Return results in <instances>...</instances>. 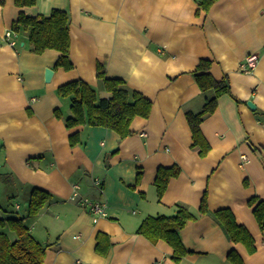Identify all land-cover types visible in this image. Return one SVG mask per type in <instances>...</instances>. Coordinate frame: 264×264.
Masks as SVG:
<instances>
[{"label":"crops","instance_id":"0c3cea01","mask_svg":"<svg viewBox=\"0 0 264 264\" xmlns=\"http://www.w3.org/2000/svg\"><path fill=\"white\" fill-rule=\"evenodd\" d=\"M199 2L35 0L18 6L0 0V218L26 217L36 241L48 245L42 264H230L231 248L244 264H264V230L248 204L251 197L264 201V0H216L207 11ZM53 9L69 16L70 70L53 67L59 52L36 54L28 31L11 29L20 11L47 16ZM6 31L14 44L4 39ZM248 55L258 60L247 71ZM206 59L214 79L227 78L229 92L201 121L209 150L200 156L185 114L200 111L212 94L202 92L194 76ZM97 63L107 77L153 102L124 138L102 126L64 124L69 105L56 93L60 84L80 78L100 97L109 95ZM46 68L53 71L48 82ZM73 132L80 134L74 147ZM173 164L180 172L158 198L156 170ZM74 185L78 195L71 199ZM35 187L51 197L28 217ZM205 192L209 211L201 213ZM81 199L104 202L105 214L93 221ZM176 204L195 215L178 230L187 251L179 262L166 241L136 232L146 216L172 215ZM221 208L251 233L254 252L228 240L211 215Z\"/></svg>","mask_w":264,"mask_h":264},{"label":"trees","instance_id":"16d2710c","mask_svg":"<svg viewBox=\"0 0 264 264\" xmlns=\"http://www.w3.org/2000/svg\"><path fill=\"white\" fill-rule=\"evenodd\" d=\"M216 0H200L199 7L207 11ZM18 6H31L35 0H15ZM17 19L12 23L11 29L18 32L21 29L28 31L30 50L36 54L47 49H54L59 56L54 62V68L70 70L73 63L70 59L69 16L62 9H53L47 16H30L25 12H18ZM211 62L200 60L194 71L198 87L202 92H211L205 99L200 111H188L186 119L192 134V146L198 148V155L204 156L209 150V143L203 136L200 127L201 121L212 113L217 105V98L229 92V83L226 77L216 80L209 73ZM96 76L101 81L103 89L109 94L100 97L98 91L91 84L78 78L62 83L56 89L57 95L68 102L69 113L63 118L67 129L78 125L102 126L112 129L121 138L131 134L130 124L135 116L147 117L150 114L152 103L140 91L125 88V82L118 78H109L105 74L104 64L97 63ZM55 117L62 118L59 108L54 110ZM80 142L79 132L69 135V144L75 146ZM180 172L177 164L159 166L156 170L154 184L157 197L160 198L169 180ZM140 172H138L139 174ZM199 211H209L206 202V192L201 195ZM51 194L41 188L35 187L30 193L27 202V216L33 217L49 201ZM248 204L252 206L253 214L261 230H264V201L251 197ZM214 220L220 225L228 240L232 243H241L248 253L255 251L254 238L247 228L238 223L229 208H221L211 212ZM195 215L184 204H176L172 215H148L138 225L136 232L145 236L151 242L166 241L173 249L171 258L179 262L187 253L183 246L178 230ZM12 236H11V235ZM99 243V241H98ZM47 244L34 238L26 223V217L17 213L9 217L0 218V264H42ZM97 250H104L97 245ZM230 264H244L243 259L235 249L227 254Z\"/></svg>","mask_w":264,"mask_h":264},{"label":"built area","instance_id":"2783aa9c","mask_svg":"<svg viewBox=\"0 0 264 264\" xmlns=\"http://www.w3.org/2000/svg\"><path fill=\"white\" fill-rule=\"evenodd\" d=\"M11 31H6L5 35H4V39H6L7 41H9L10 44H14V40H12L11 38ZM257 56L256 55H248L247 58H245V70H249L252 69L256 62H257ZM244 67V66H242ZM241 159H243L244 161H246V157L245 155L241 156ZM94 183L97 185H100V181L98 179L94 180ZM74 190L71 194V199H76L77 195H78V185H74ZM80 204L83 207H86L87 209H89L93 214V221H96L98 216H102L105 214V203L104 202H100V201H92L89 199H81L79 200Z\"/></svg>","mask_w":264,"mask_h":264},{"label":"water","instance_id":"95a60500","mask_svg":"<svg viewBox=\"0 0 264 264\" xmlns=\"http://www.w3.org/2000/svg\"><path fill=\"white\" fill-rule=\"evenodd\" d=\"M52 73H53V71H52V69H50V68H46L45 69V71H44V80L46 81V82H48L49 80H50V78H51V76H52ZM247 104L251 107V108H254V105L250 102V101H248L247 102Z\"/></svg>","mask_w":264,"mask_h":264}]
</instances>
